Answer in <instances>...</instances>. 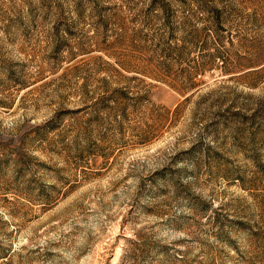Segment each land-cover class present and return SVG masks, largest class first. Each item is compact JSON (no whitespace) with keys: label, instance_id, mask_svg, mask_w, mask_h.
I'll list each match as a JSON object with an SVG mask.
<instances>
[{"label":"rangeland","instance_id":"374dc122","mask_svg":"<svg viewBox=\"0 0 264 264\" xmlns=\"http://www.w3.org/2000/svg\"><path fill=\"white\" fill-rule=\"evenodd\" d=\"M0 264H264V0H0Z\"/></svg>","mask_w":264,"mask_h":264}]
</instances>
